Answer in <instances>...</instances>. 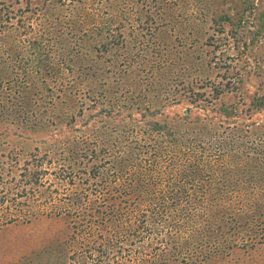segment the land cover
Returning a JSON list of instances; mask_svg holds the SVG:
<instances>
[{
	"label": "rangeland",
	"instance_id": "rangeland-1",
	"mask_svg": "<svg viewBox=\"0 0 264 264\" xmlns=\"http://www.w3.org/2000/svg\"><path fill=\"white\" fill-rule=\"evenodd\" d=\"M133 2L0 0L2 16L28 17L19 33L0 27V264H164V249L173 264H264V168L251 173L253 188L222 186L217 195L208 174L227 146L212 161L201 128L226 140L234 111L264 121V0ZM112 6L124 11L117 22L106 20ZM98 107L110 116L166 109L169 127L176 121L186 134L198 116L204 124L188 131L189 151L164 171L149 144L161 148V140L164 157L184 148L180 134L154 139L138 126L106 138L89 120ZM244 134L230 145H257L264 158V135L253 125ZM77 184L93 206L88 225L74 211ZM30 186L22 207L13 189ZM137 221L139 242L104 257L103 247L108 254L110 240Z\"/></svg>",
	"mask_w": 264,
	"mask_h": 264
},
{
	"label": "trees",
	"instance_id": "trees-1",
	"mask_svg": "<svg viewBox=\"0 0 264 264\" xmlns=\"http://www.w3.org/2000/svg\"><path fill=\"white\" fill-rule=\"evenodd\" d=\"M122 2L126 3L127 5H132L135 6L133 0H122ZM2 4V3H0ZM136 7V6H135ZM137 8V7H136ZM135 9V8H134ZM120 10L117 9V7L112 6L111 9H109V14L106 17V20L108 22L113 21V22H117V19L120 20V17H124V11L120 12V17H119V13ZM146 12H147V16L144 18L146 19L148 22H152L153 20H151V17L154 16V14H156V12L154 11L153 7H147L146 8ZM163 12L160 10L158 12V14H162ZM8 13H2L0 12V27L3 28L5 30L10 29H15L17 33L21 32L20 31V27H24V22L20 23V19H27L25 16L19 17L16 21H13L15 19L9 18V17H5L2 15H7ZM224 18L227 19V21L229 22L230 18L229 16L224 13L223 14ZM15 17V16H14ZM113 18L115 19V21L113 20ZM20 23V24H18ZM121 26L117 27V30L120 29ZM253 105L255 106L256 109L258 108H262L263 106V100H261L260 98H256L254 100ZM106 108L103 109V107H98L96 108V110L92 111V113H90L91 115H89V120H93L92 125L95 126L96 131L99 132L101 135H103L104 137H110L112 135H114L113 137H117L118 135L121 136V138H125L124 136L126 134H129L128 132L132 129L138 128V126H143L144 128H146V133L150 134L151 138L154 139H162V138H168L171 140V138L174 137V133L176 134H180L179 138H177V141L179 144H183L184 148H182V146H178L177 145V151L176 153H170L169 151H166V155L164 157H162L160 155V152L158 151V149L164 150V144L161 143V140L159 141V144L162 145L161 148H159V146L157 147L156 143L157 141L155 140L154 145L151 143L149 144L152 148L153 154H154V160L152 161L153 163H155V165H158L159 167L162 166V169L164 171H167V169L169 167H171L172 169L175 167L176 164H178L180 162V156L182 153H187L189 151V148L191 147V143L192 140L189 138L190 134L188 131H190L191 129H193V127H195V129L200 125L202 126L204 124V121L201 119L203 118L202 115L198 116V119L200 120H196L194 121V125L187 131V134L184 132H180L178 129H176V125L178 124V122L175 121V127H169V123L168 121H170V116L171 115H167V113H164L166 111V109L159 111L160 109H153V110H148L145 108L140 109L139 111L136 110L134 112H129V113H123L122 111L119 110V112L113 114L111 113L110 116V111L111 109ZM213 109V108H212ZM183 112V111H182ZM235 113H238V117H231V120L228 119L227 121H230V123L228 124V128H230V136L228 137V139L226 140H219L216 137H218V135H216L215 137V131H217L218 129L216 128H206L205 126H202V129H205V131L208 133V139H210V141H212V145L209 147L208 152L210 153V158L212 157V161H214L217 157L216 154H214L216 152V149H218L220 146V143H224L225 146H227L225 149H222L221 147V156L222 158H220V160H217L215 162V167H213L212 169V173L208 174V182L212 183V188L211 191H214L217 195L219 194V192H221V187L223 186V188L225 186H227V189H241V188H246V187H251L253 188V180L251 177V173H256L258 170L263 169L264 165H263V159L264 158H260L259 156H257L256 154H254V151H256V146L254 147H249V145L247 143H242L240 142L241 145V150L239 149H234L230 143H233L237 138H235L234 136H243L245 135L244 133L247 132L250 127L257 129L259 131V136L263 137L264 135V121H257L256 119L254 120L253 114L251 113H247V111H245V114L242 115V110L239 112L234 111ZM163 114H165L164 117H161V115L163 116ZM224 114L226 115H230V113L228 112H224ZM118 119V122L121 123L122 128H116V122H114V118ZM197 115L194 114L192 115V119H196ZM130 119V123L129 125L131 126L129 129L124 127V125L126 124L125 121ZM172 119H174V117H172ZM220 118H218L217 120H219ZM159 120V121H158ZM185 123L188 122L187 119H184ZM226 120V118L224 119ZM255 121L256 124H255ZM193 124V121H192ZM190 124V125H192ZM258 124V125H257ZM258 126V127H255ZM144 135H147L146 133L142 132ZM116 135V136H115ZM210 135V136H209ZM20 137L22 138V134H20ZM207 137V136H204ZM24 139V138H23ZM196 139V138H195ZM25 140V139H24ZM206 140L205 138L199 139V141H203ZM43 139H41L39 142L42 143ZM217 143V144H216ZM260 146V145H259ZM208 145L206 146L207 149ZM158 148V149H157ZM108 150V149H107ZM165 151V150H164ZM218 151V150H217ZM106 152V151H105ZM185 155V154H182ZM214 157V158H213ZM158 159V160H156ZM162 159V160H161ZM161 163V164H160ZM15 164V162H14ZM12 168L11 166H8L7 169ZM37 170L40 169L39 166L36 167ZM9 171H7L8 173ZM29 171L25 172L28 173ZM29 174V173H28ZM36 173L32 172L31 178L34 177ZM40 177V176H39ZM38 177V178H39ZM14 181V178L12 177L11 179V183ZM89 181V178L87 179V174L85 171V177L84 179H81V184L84 185L85 183H87ZM71 181H69L70 183ZM202 183H204L202 181ZM44 183L41 181L39 183V179H34L32 181L31 186H36L37 188H39V186L43 185ZM82 185H78L77 184V188L75 189V193L72 197L73 200V206L75 207L74 211H79L81 212L83 215H79L78 218L81 219V223H83L84 225L87 224L88 222L85 221L86 219L90 218V219H94V214H92L93 211V206L92 205H88L86 203L82 202V196L88 194V192H85L84 194H78V190L81 191L83 190L82 188L78 189V186H82ZM29 187V189H24V190H19V189H13V196L14 199H16V201L18 203L21 204L22 207L27 205L26 200H28V194L33 192V188ZM208 188V187H207ZM213 190V189H216ZM31 190V191H29ZM9 192V191H8ZM46 191H44L43 193H45ZM89 193H92V191L90 190ZM29 205V204H28ZM7 208V207H6ZM83 208V209H82ZM4 210H6L4 208ZM82 210V211H81ZM231 212L234 213V208H232L230 210ZM242 212V211H241ZM2 214V213H1ZM240 216V215H239ZM83 225V226H84ZM88 225V224H87ZM79 228V230L81 232H83L82 228ZM134 226V227H131ZM131 227V228H129ZM129 229H125V231L118 235L115 239L113 238L111 241V246H110V250L107 254V250H106V246L103 247V256L107 257L111 256L114 257L113 254H111V252L114 253L115 257L119 256L120 254H123V251L129 249V246L132 245V247L135 246L136 243L139 242V234H140V226L137 223L132 222L131 225L129 226ZM165 250V249H164ZM161 251L159 253L160 258L162 259V262L165 264H173L174 259L169 260V258H172V255H169L167 253V251ZM137 254V251H136ZM156 255V254H155ZM137 256H135L136 259ZM115 259V258H113ZM204 261L203 258H200L198 260V262H202ZM198 262H192V263H196L198 264Z\"/></svg>",
	"mask_w": 264,
	"mask_h": 264
},
{
	"label": "bare ground",
	"instance_id": "bare-ground-1",
	"mask_svg": "<svg viewBox=\"0 0 264 264\" xmlns=\"http://www.w3.org/2000/svg\"><path fill=\"white\" fill-rule=\"evenodd\" d=\"M9 52V51H8ZM105 209V208H104ZM33 211V210H32ZM93 214V213H92ZM124 216V215H123ZM91 218V217H90ZM1 230V229H0ZM101 237V236H100Z\"/></svg>",
	"mask_w": 264,
	"mask_h": 264
},
{
	"label": "clouds",
	"instance_id": "clouds-1",
	"mask_svg": "<svg viewBox=\"0 0 264 264\" xmlns=\"http://www.w3.org/2000/svg\"><path fill=\"white\" fill-rule=\"evenodd\" d=\"M258 32V30H256Z\"/></svg>",
	"mask_w": 264,
	"mask_h": 264
}]
</instances>
